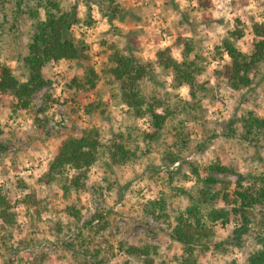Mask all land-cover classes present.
Instances as JSON below:
<instances>
[{
	"label": "rangeland",
	"instance_id": "obj_1",
	"mask_svg": "<svg viewBox=\"0 0 264 264\" xmlns=\"http://www.w3.org/2000/svg\"><path fill=\"white\" fill-rule=\"evenodd\" d=\"M203 1H206V7L198 5L196 0H118L124 11L121 12L123 17L111 23L101 15L97 5L91 3L89 12L95 19L93 25H73L72 30L76 37H82L90 45L92 64L101 74L95 88L86 92L65 86L69 79L81 75L79 63H50L45 76L59 82L37 91L32 99L38 107L41 94L49 89L53 97L58 98V103L47 112L48 123L44 128L35 122L34 113H12L8 101L4 100L0 106V141L5 146L0 152V185L11 189L13 199L18 200L14 203L17 225L11 230L7 244L17 247L22 239L26 244L16 254L27 259L31 252L43 251L48 253L44 264H78L81 257L78 251L84 252L79 244L83 243L89 250L100 244L101 255L105 258L101 264H123L127 256L117 249L119 241L130 244L147 241L159 246L156 264H228L231 261L241 264L256 246L254 233L249 232L241 248L225 242L219 249L210 247L206 252L195 251L189 261H184L186 256L180 244L165 233V224L153 219H146L144 223L139 214L143 202L158 198L160 194H164L175 208H184L189 203L187 196L179 192L180 188L193 183L188 166L180 163L166 167L164 164L165 150L175 138L173 126L190 138L189 146L181 153L186 161L197 162L202 167L219 159L237 165L243 172L264 171V140L250 142L239 133L227 135L228 120H235L241 108L248 106L262 112L264 66L253 76L251 86L243 89L240 95L234 94L220 79L214 100L205 101L202 111L194 118L183 114L181 108L176 109L175 117L165 127L159 142L151 146L144 145L141 136V132L148 128L147 120L133 119L126 114V107L118 98L117 84L101 73L106 63V48L100 45V41H114L122 51H128L140 60L154 61L155 51L168 45L175 34L182 31L193 36L198 50L210 58L207 70L200 77L207 78L213 68H221L228 61L226 54L215 55L214 46L232 28L233 17L241 15L247 24L249 15L262 20L264 0ZM74 3L83 16L87 7L82 0H64L67 8ZM29 28V22L20 18L16 28L0 39V55L8 59L16 74L20 71V61L16 58L25 51ZM251 43L252 35L247 32L239 46L247 52ZM173 54L179 58L178 50ZM210 80L216 82L213 77ZM142 88L146 95L174 93L170 77L158 67L154 76L144 81ZM177 92L187 98V87L183 86ZM98 96L103 102L101 108L92 114L85 113L84 105ZM55 116L60 125L63 123L62 131L53 123ZM92 126L98 128L102 145L97 162L88 171V184H99L103 190L64 194L57 184L38 182L47 171L61 140L67 136L78 137ZM117 133L124 135L130 147L137 146V153H143L139 160L124 165L111 163L108 147ZM201 143L204 149L201 145L199 147ZM216 175L231 183L236 179L234 174ZM16 182L25 184L26 188H16ZM25 195L30 196V202L24 204L21 200ZM69 204L75 205L79 211L78 218L64 212V207ZM97 212L106 220L105 229L97 230V221H91V216ZM254 215L257 216L256 210ZM235 222L229 224L228 230L217 223L214 240L224 241ZM70 243L74 244L77 253L67 249L66 245ZM109 245L113 247L109 248ZM4 248L0 244V264L9 255ZM28 262L22 261L21 264Z\"/></svg>",
	"mask_w": 264,
	"mask_h": 264
},
{
	"label": "trees",
	"instance_id": "obj_2",
	"mask_svg": "<svg viewBox=\"0 0 264 264\" xmlns=\"http://www.w3.org/2000/svg\"><path fill=\"white\" fill-rule=\"evenodd\" d=\"M82 1L87 7L83 16L79 13L77 3L67 8L64 0H0V39L16 28L20 18L30 24L25 51L16 58L20 61L19 74L14 72L8 59L0 55V106L7 100L12 113H34L32 116L41 128L48 123L49 109L58 103V98L53 97L50 89L41 94V104L38 107L32 100L37 91L46 86L51 88L59 82L45 76L50 63L80 64L81 75L69 79L65 83L68 88L88 92L95 88L101 77L92 64L90 45L82 37L74 35L72 26L93 25L95 19L89 12L91 3L97 5L101 15L110 23L123 17L121 12L124 11L118 0ZM196 2L200 6L207 5L203 0ZM247 20L248 24L241 15L233 17L232 28L214 46L215 55L226 54L228 61L221 68H213L211 75L205 79L200 77L207 70L210 58L198 50L193 36L186 35L185 32H177L168 45L158 48L154 61L140 60L128 51H122L114 41H100V45L106 48V63L101 73L117 84L118 98L120 104L126 107V114L133 119H145L148 122V128L141 132L144 145L151 146L159 142L165 127L175 117L176 109L181 108L183 114L196 117L197 112L202 111L205 101L214 100L220 79L236 95L251 86L253 76L264 66V18L258 21L255 16L249 15ZM247 32L252 35V43L249 50L244 52L239 41ZM174 50H178L179 58L174 56ZM157 67L170 77L174 93L166 91L159 96L143 92L142 84L154 76ZM211 77L215 79V83L211 82ZM183 86L187 87L186 99L177 92ZM102 103L100 96L91 100L84 105L85 113L96 112ZM240 110L235 120H228L230 128L227 135L239 133L250 142L264 140V96L261 113L248 106ZM100 113H103L102 109ZM173 128L176 130L175 138L165 150L164 164L166 167L180 163L188 166L193 183L180 188L179 192L187 196L189 203L184 208H175L164 194H160L158 198L142 203L139 214L141 221H162L166 226L165 233L180 244L186 256L184 261H189L195 251L206 252L210 247L219 249L225 242L241 248L245 237L253 232L256 246L246 254L241 264H264V171L243 172L237 165L224 163L219 159L211 160L202 167L197 162L186 161L181 153L189 146L190 138L183 135L176 126ZM101 145L100 132L94 126L78 137H65L49 161L47 171L37 181L57 184L64 194L102 191L99 184H88V171L97 162ZM200 145L202 149L205 148L204 144H199V147ZM4 149L5 146L0 141V152ZM137 150V146L132 148L128 145L122 133H117L109 144L108 158L115 165L135 162L143 155L141 151L137 153ZM218 173L234 174L236 179L231 183L218 177ZM185 179L189 177L185 176ZM15 186L26 188L20 182H16ZM11 193V189H4L0 185V244L9 254L2 264H21L22 261L44 264L48 257L46 252H31L27 259L16 254L26 247L23 239L18 241L17 247L7 244L11 230L17 225L14 203L18 200L13 199L15 196ZM21 202H30V196L25 195ZM64 212L76 218L79 216V211L73 204L66 205ZM95 220L97 230L105 229L106 220L101 213L91 216V221ZM232 221L236 222L224 241L214 240L215 225L219 223L223 229L228 230ZM79 246L84 252H79L76 248L74 250V244L66 245L67 249L81 253L78 264H101L104 261L100 244L93 246L92 250L83 243ZM116 246L127 256L123 264H156L159 256V246L152 242L130 244L121 240ZM110 247L113 246L109 245ZM228 264L238 263L231 261Z\"/></svg>",
	"mask_w": 264,
	"mask_h": 264
},
{
	"label": "built area",
	"instance_id": "obj_3",
	"mask_svg": "<svg viewBox=\"0 0 264 264\" xmlns=\"http://www.w3.org/2000/svg\"><path fill=\"white\" fill-rule=\"evenodd\" d=\"M59 120H57L56 119V116L54 117V121H53V123H56V129H58L59 130V128L61 129L60 131H62V124L63 123H61V125L59 124V122H58Z\"/></svg>",
	"mask_w": 264,
	"mask_h": 264
}]
</instances>
